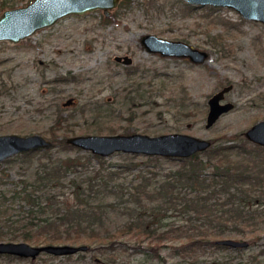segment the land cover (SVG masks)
<instances>
[{
  "label": "rangeland",
  "instance_id": "obj_1",
  "mask_svg": "<svg viewBox=\"0 0 264 264\" xmlns=\"http://www.w3.org/2000/svg\"><path fill=\"white\" fill-rule=\"evenodd\" d=\"M30 1L0 0V12ZM145 34L184 41L207 51L208 56L195 64L185 58L149 53L140 42ZM124 55L132 59L130 65L114 60ZM228 84L233 87L223 101L234 107L205 128L207 100ZM136 87L138 91H134ZM0 91V135L37 133L49 139L48 129L60 110L62 116L71 115L69 126L59 132L67 136L178 132L214 144L221 135L245 137L246 129L264 120V24L246 20L231 8L194 6L183 0H129L114 8L109 17L101 10L68 15L17 43L0 40ZM70 98L72 102L64 105ZM183 102L186 107L181 110ZM52 151L60 156L84 153L57 146ZM127 155L115 152L105 157L107 165L114 166L102 168L101 174L105 179L111 177V185L128 187L140 180L142 165L130 166L143 162L146 156ZM118 164L127 166L118 168ZM94 166L93 162L79 167L68 177L86 178ZM24 169L14 163L2 187H14V182L32 171ZM108 169L114 175L107 174ZM121 224V218L113 215L101 231L116 232ZM135 238L133 234L120 237L126 245L106 252L100 243L88 240L55 242L87 244L89 249L64 256L41 253L34 260L5 254L0 255V264H175L180 259L169 248H162L167 257L164 262L147 260L135 250ZM231 238L260 244L264 225L255 233ZM235 249L227 247L215 254L219 259H231V264H242L241 257L246 258L257 247ZM261 259L264 264V257Z\"/></svg>",
  "mask_w": 264,
  "mask_h": 264
},
{
  "label": "trees",
  "instance_id": "obj_2",
  "mask_svg": "<svg viewBox=\"0 0 264 264\" xmlns=\"http://www.w3.org/2000/svg\"><path fill=\"white\" fill-rule=\"evenodd\" d=\"M125 1L129 3L121 0L119 4ZM184 102L179 104L181 110L186 107ZM70 116L56 111L48 129L50 147L19 153L0 163V240L36 245L88 240L100 243L106 252L126 245L120 237L133 234L135 250L147 260L164 262L167 257L162 248H169L180 258L175 264H231V259L215 254L227 248L216 240L262 229L264 146L231 134L221 135L219 143L211 141L206 150L186 158L146 156L130 166L142 165L140 180L122 187L111 185V177L105 179L101 174L102 168L114 166L107 165L105 157L89 151L77 156L52 151L55 146L80 150L66 142V134H59L69 126ZM93 162L96 166L88 177H68ZM14 163L32 171L14 182V187L4 188V177ZM107 174L114 175V171L108 169ZM113 215L122 224L116 232H102ZM252 244L257 249L248 258L241 257L242 264H262L264 241Z\"/></svg>",
  "mask_w": 264,
  "mask_h": 264
},
{
  "label": "water",
  "instance_id": "obj_3",
  "mask_svg": "<svg viewBox=\"0 0 264 264\" xmlns=\"http://www.w3.org/2000/svg\"><path fill=\"white\" fill-rule=\"evenodd\" d=\"M121 0H31L19 7H12L0 12V40L17 43L35 33L38 29L51 26L68 15H82L101 10L104 17H109ZM194 6L227 7L235 10L242 18L264 24V0H183ZM149 53L162 57L185 58L190 62L203 63L208 53L181 40H170L155 34H145L140 40ZM114 60L130 65L132 59L127 56H115ZM228 84L213 93L207 100L208 111L205 128L211 127L234 104L223 101L225 93L232 89ZM72 99L64 102L68 105ZM245 138L257 145L264 146V120L252 124L244 132ZM66 142L76 148L89 151L101 157H108L115 152L167 158H186L196 152L206 150L211 141L188 134L171 132L150 136L142 133L112 135H72ZM51 140L41 134L19 135L16 133L0 135V163L16 154L50 147ZM216 243L231 248H246L248 241L235 238H221ZM89 245L72 244H31L25 241L0 240V254L13 255L34 260L41 253L54 256L72 255L87 251Z\"/></svg>",
  "mask_w": 264,
  "mask_h": 264
},
{
  "label": "flooded vegetation",
  "instance_id": "obj_4",
  "mask_svg": "<svg viewBox=\"0 0 264 264\" xmlns=\"http://www.w3.org/2000/svg\"><path fill=\"white\" fill-rule=\"evenodd\" d=\"M0 255H5V254H0ZM11 256H13V255H11ZM15 257H17V256H15ZM24 259H28V258H24ZM30 259V258H29ZM30 260H32V259H30Z\"/></svg>",
  "mask_w": 264,
  "mask_h": 264
}]
</instances>
